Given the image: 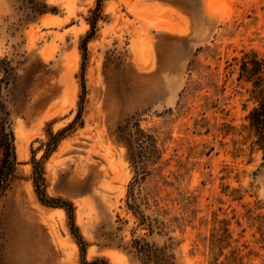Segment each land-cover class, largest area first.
I'll return each instance as SVG.
<instances>
[{
  "label": "rangeland",
  "instance_id": "1",
  "mask_svg": "<svg viewBox=\"0 0 264 264\" xmlns=\"http://www.w3.org/2000/svg\"><path fill=\"white\" fill-rule=\"evenodd\" d=\"M42 5L53 12L38 14ZM96 8L97 0H0V61L16 73L0 100L18 163L0 195V264L83 263L65 212L36 197L32 151L46 194L74 207L85 262L139 264L122 248L134 228L125 208L132 171L115 141L117 127L135 120L162 153L143 189L169 232L149 240L172 245L177 264H210L209 236L225 221L242 262L264 264L246 219L247 210L264 214V166L240 132L252 103L237 79L244 54L264 58V0H102L86 43L82 125L42 159L48 133L78 112L82 41Z\"/></svg>",
  "mask_w": 264,
  "mask_h": 264
},
{
  "label": "trees",
  "instance_id": "2",
  "mask_svg": "<svg viewBox=\"0 0 264 264\" xmlns=\"http://www.w3.org/2000/svg\"><path fill=\"white\" fill-rule=\"evenodd\" d=\"M101 1L97 0V8L89 21L90 32L82 41V68L80 74L81 95L78 103V112L72 123L65 129L53 134L48 133L47 141L42 144L44 154L42 159L49 156L63 139L64 134L82 125V105L85 96L84 61L86 57V43L95 34V25L100 18ZM46 5L37 9L38 14L53 12ZM239 81L249 85L248 97L252 107L245 116V125L240 132L246 133V141L249 142L251 152L260 155L261 165L264 166V58L255 54H244L238 65ZM16 73L11 61H0V97L2 88L15 83ZM233 130L232 127L226 126ZM236 131V130H235ZM228 133L226 132L225 135ZM240 134V133H239ZM115 141L124 147L126 160L132 171V178L128 183L125 197V208L133 219L134 228L130 231V240L122 247L139 264H177L172 245L156 244L149 240L154 235H167L169 225L164 222L159 214L160 209L150 195L143 189L146 178L149 176V168L155 166L161 159L162 153L156 136L140 127L139 121H127L115 130ZM15 152V138L12 130V119L5 103L0 100V195L8 188L10 182L15 179L17 167ZM32 182L39 202L47 207L59 208L65 212L68 226L80 252L83 263L85 262L86 244L75 224V212L72 203L60 198H52L46 194L43 179V167L41 160L36 161L32 151ZM237 194L238 191H233ZM232 195V194H231ZM237 196V195H236ZM237 199H240L238 193ZM246 217L249 226L255 229L253 236H257L256 242L264 247V214L247 210ZM154 216V217H153ZM122 223L127 224V221ZM222 227L210 234L208 239V252L210 264H244L240 251L232 247V235L228 224L221 221ZM143 230L142 236H136V230ZM99 264H108L100 261ZM89 264H98L94 261Z\"/></svg>",
  "mask_w": 264,
  "mask_h": 264
}]
</instances>
